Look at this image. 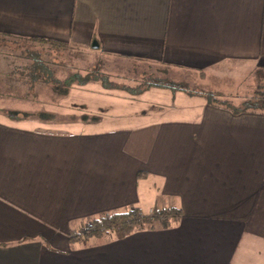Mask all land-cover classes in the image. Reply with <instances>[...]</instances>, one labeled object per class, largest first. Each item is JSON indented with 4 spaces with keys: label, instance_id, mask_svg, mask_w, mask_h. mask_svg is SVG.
<instances>
[{
    "label": "crops",
    "instance_id": "crops-1",
    "mask_svg": "<svg viewBox=\"0 0 264 264\" xmlns=\"http://www.w3.org/2000/svg\"><path fill=\"white\" fill-rule=\"evenodd\" d=\"M1 36L144 62L192 89L86 84L70 107L88 118L50 128L0 114V264H264V113L199 94L249 93L264 75V0H0ZM160 205L179 213L153 230L68 240L105 213Z\"/></svg>",
    "mask_w": 264,
    "mask_h": 264
},
{
    "label": "rangeland",
    "instance_id": "rangeland-1",
    "mask_svg": "<svg viewBox=\"0 0 264 264\" xmlns=\"http://www.w3.org/2000/svg\"><path fill=\"white\" fill-rule=\"evenodd\" d=\"M26 51H35L40 54L42 60H50L58 64L59 66L55 71L57 72L55 78L59 81L57 80V83L53 80L49 83L38 82L37 84H33L29 79L24 80V76L18 72L20 69L18 66L21 63L18 56L24 55ZM88 51L90 52L85 53L73 46L72 49L48 50L38 46L28 45L24 42L15 43L0 40V114L10 112L9 114L14 113L16 117L30 116L33 118H38V116L43 115L48 120H51L49 128L56 127L54 126L55 123L57 124L62 120H67V118L75 119L77 116L88 118V110H81L76 105H73L72 108L70 107L72 103L80 104L82 101L86 102V100L88 102L89 97L87 91L82 86L65 81L67 79L66 77L76 75L78 71L81 72V70L88 67H95L103 73L122 75L121 77H124V80H112L119 87H123L122 85H131L127 80L142 76L157 78L155 77L157 73L153 71L155 66L146 68L145 65L134 63V61L130 63H114L107 58H95L96 56L94 57V55H100L96 50L89 49ZM163 78L166 79V82L173 81L170 80V74L163 75ZM173 82L180 84L184 89H192L190 84L186 82ZM231 88H233V85ZM257 90H264V75L261 76L260 73L256 74L255 86L250 89L249 93H247L249 91L247 87L236 86L234 90L224 91L226 95H229L225 96L221 94L220 100H225L227 103L240 106L244 102H247L246 100L250 99L249 97ZM125 94L132 98L136 97L127 93ZM252 103H257L256 99L252 100ZM158 208H166V206L160 205Z\"/></svg>",
    "mask_w": 264,
    "mask_h": 264
},
{
    "label": "trees",
    "instance_id": "trees-1",
    "mask_svg": "<svg viewBox=\"0 0 264 264\" xmlns=\"http://www.w3.org/2000/svg\"><path fill=\"white\" fill-rule=\"evenodd\" d=\"M0 40L8 42H24L28 45L38 46L48 50H64L72 49L71 45L56 43L53 41L45 39H24V38H11L6 36H1ZM21 61L18 66L20 69L18 72L23 75L24 80H30L33 84L38 82H58L55 74L57 72L58 64L50 60H42L40 54L35 51H26L24 55L18 56ZM137 64L145 65L146 68L152 66L151 64H146L144 62L135 61ZM153 71L157 73L155 77H145L135 78L127 80L131 85H122L119 87L116 85L113 79L124 80V77L103 73L97 70L95 67H88L77 72L76 75H71L66 77L65 81H68L77 86H84L86 84H98L103 89L106 90H119L123 91L132 96H138L144 91L150 88H160L167 89L170 91H183L189 94L187 89H184L180 84H175V82H166L163 75L168 74L167 69H160L158 67L153 68ZM162 76V77H161ZM58 80V81H57ZM170 80H173L170 78ZM207 102L208 105L224 109L233 115H238L246 112H259L264 113V90H257L254 94L247 99L240 106H235L231 103H227L225 100H220L221 95L214 92H201L199 93ZM256 99L255 104L252 100ZM245 101V100H244ZM10 119H20L15 115H5ZM179 213V210L173 207L158 208L155 207L149 212L144 213L139 208H129L123 211L109 212L103 214L101 217L89 221L87 224L82 225L78 230L72 232L68 236V240L71 243H86L92 240L105 238L107 236H112L115 239H122L126 236L139 231L153 230L157 226L163 224L164 220L167 218H174Z\"/></svg>",
    "mask_w": 264,
    "mask_h": 264
},
{
    "label": "water",
    "instance_id": "water-1",
    "mask_svg": "<svg viewBox=\"0 0 264 264\" xmlns=\"http://www.w3.org/2000/svg\"><path fill=\"white\" fill-rule=\"evenodd\" d=\"M91 48H92V49H96V48H97V44H96L95 42H92V44H91Z\"/></svg>",
    "mask_w": 264,
    "mask_h": 264
}]
</instances>
